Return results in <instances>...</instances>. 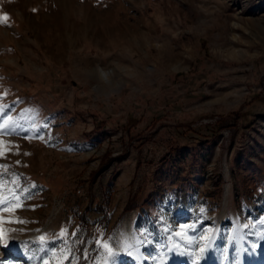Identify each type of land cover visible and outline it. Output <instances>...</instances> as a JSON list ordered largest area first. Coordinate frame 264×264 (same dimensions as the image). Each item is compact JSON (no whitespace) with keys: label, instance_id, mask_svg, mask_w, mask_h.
<instances>
[{"label":"rangeland","instance_id":"374dc122","mask_svg":"<svg viewBox=\"0 0 264 264\" xmlns=\"http://www.w3.org/2000/svg\"><path fill=\"white\" fill-rule=\"evenodd\" d=\"M9 105L3 264H264V0H0Z\"/></svg>","mask_w":264,"mask_h":264},{"label":"snow or ice","instance_id":"6c2138e0","mask_svg":"<svg viewBox=\"0 0 264 264\" xmlns=\"http://www.w3.org/2000/svg\"><path fill=\"white\" fill-rule=\"evenodd\" d=\"M6 94V93H5ZM12 106L9 105L7 107V109H5L4 107L0 106V113H3L4 115L7 114L8 111H11ZM46 125H41L40 127H45ZM25 131V134H27L28 130L23 129V125L17 123V122H8L5 121L3 124H0V136L3 135H16L19 133V131ZM35 135L39 136V128L35 129ZM3 144V141L0 140V145ZM19 163V162H17ZM0 168L4 169V171H0V181H3L7 178L8 182L13 184V187L11 189H9V193L10 196L7 200H2L0 201V209H4L7 210V206L9 204H14L17 201H20L19 203V207H24L23 201H26L28 199L31 198V196L33 195L32 189H35L37 186L32 183L30 185H25V186H21L20 183L16 182L20 179H24L26 180L27 178L22 177V174H9L7 172V168L5 165H0ZM0 191H3V187L2 185H0ZM13 211H15V209H13ZM199 211L201 213H203L205 210L203 208L199 209ZM17 222L19 223H28V221H21L18 220ZM261 224H264V220H261ZM186 233H192V235H181V233L177 232L175 233L176 236H179L182 240L185 241V247L186 248H191V247H201V245L197 242L196 239H194V236L196 235V224H191V225H186ZM165 231H169V232H173L174 229L172 228H166ZM73 235H75V233H73ZM201 239H204L203 236L200 237ZM106 240H108V242L103 244V247L106 249V254H107V258H108V264H115V258L116 256L119 255V253H114L110 247V244L114 243L117 247H123L125 250H127V248L130 246L129 243L125 240V241H121L120 239H115V240H110L108 238H104ZM209 239V243L205 244L201 247V252L202 254L207 252L210 244H211V239ZM261 240H264V233L261 234L260 237ZM10 240H14V237L12 238H5L3 236L2 233H0V246L4 247V248H8L10 247ZM41 241L45 240V237L41 236L40 237ZM137 243H147V244H152V241H136ZM25 247L27 246L26 241L21 242ZM97 243H100V241L98 240ZM253 248L256 247V245L252 246ZM170 251H175V249H170ZM182 256H189L191 257L193 254L188 252V251H181L179 253ZM129 255H131V253H129ZM82 258L87 261L88 257L86 254H84L82 256ZM203 258V255L201 256V259ZM0 264H3V259L0 258ZM71 264V262H70Z\"/></svg>","mask_w":264,"mask_h":264},{"label":"bare ground","instance_id":"6f19581e","mask_svg":"<svg viewBox=\"0 0 264 264\" xmlns=\"http://www.w3.org/2000/svg\"><path fill=\"white\" fill-rule=\"evenodd\" d=\"M100 71H101V78H102V80H105V81H108L109 82V84H110V76H111V72H114L115 71V69H111V71H106V70H102V69H100ZM118 85H120V83L118 84ZM0 233H2L3 234V236L5 237V238H9L8 236H6V234H4V232L3 231H1L0 230ZM27 247V246H26ZM25 249V246H18V249L19 250H21V249ZM9 251V250H8ZM161 264H174V260H173V258L172 257H170V258H168V259H166V260H163L162 261V263Z\"/></svg>","mask_w":264,"mask_h":264},{"label":"trees","instance_id":"16d2710c","mask_svg":"<svg viewBox=\"0 0 264 264\" xmlns=\"http://www.w3.org/2000/svg\"><path fill=\"white\" fill-rule=\"evenodd\" d=\"M107 201H109V199H107Z\"/></svg>","mask_w":264,"mask_h":264}]
</instances>
